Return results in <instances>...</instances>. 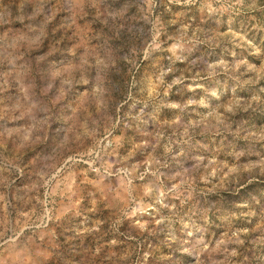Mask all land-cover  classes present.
<instances>
[{"label": "rangeland", "instance_id": "374dc122", "mask_svg": "<svg viewBox=\"0 0 264 264\" xmlns=\"http://www.w3.org/2000/svg\"><path fill=\"white\" fill-rule=\"evenodd\" d=\"M44 9L56 19L42 47L49 59L71 57L83 33L57 22L65 14L57 0H0V30L27 28ZM134 11L138 38L125 49L127 58L106 70L118 90L108 92L111 120L95 136L88 122L95 101L73 95L86 85L56 84L68 105L62 122L68 143L36 161L33 153L52 128L13 119L20 115L18 90L0 91V219L7 217L0 243L23 229L17 264H197L173 242L179 237L184 247L203 250L204 264H264V0L232 8L136 0ZM86 19V12L79 17ZM101 28L87 30L103 44ZM108 35L120 43L115 29ZM106 127L113 142L107 148ZM117 159L139 173L160 160L165 188L178 185L179 195L162 207L144 197L152 177L132 179V200L153 207L130 215L142 205L129 203L118 177L103 167Z\"/></svg>", "mask_w": 264, "mask_h": 264}, {"label": "clouds", "instance_id": "9594fccd", "mask_svg": "<svg viewBox=\"0 0 264 264\" xmlns=\"http://www.w3.org/2000/svg\"><path fill=\"white\" fill-rule=\"evenodd\" d=\"M175 2L179 3L180 0H175ZM186 2H193V0H186ZM213 2L232 8L243 6L245 0H208L209 8H211ZM253 2L255 3V0ZM40 3L43 4L44 0H40ZM57 3L65 13L57 22L83 33L79 43L73 49L71 57L61 56L57 59H49L46 49L42 47L47 24L56 19L54 14L49 15L48 9L43 10L42 19L35 20L34 24L27 26V28L0 30V91H5L8 87L13 86L19 93L15 98V111H18L20 115L12 118L25 120L26 123L31 121L33 128L37 126L43 128L50 126L52 128L45 143L38 151L33 153V159L36 161H39L40 157L49 150H54L58 143L65 147L68 143L66 138L62 140L65 131L62 122L68 115V105L66 102H61L62 98L56 94L54 85H86V88H74L73 95L83 93L85 97H90L95 101V111L88 118V122L93 125V131L90 134L95 136L96 128L111 120V117L107 115L108 102L106 96L109 91L118 90L116 81L109 82L105 79L106 70L117 65L119 61L126 59L125 49L138 38V22L134 11L136 0H57ZM147 3L151 5L152 0H147ZM85 12L87 13V19L80 21L79 17L84 15ZM81 24L84 27H81ZM101 24L105 28L100 29V35L107 37L104 39L103 44L100 40H93V37L97 35L95 32L87 30L93 27L99 28ZM105 29L108 30L107 33ZM112 29H115V35L120 43L110 42L111 36L108 34L111 33ZM93 43L97 47H91ZM178 47L179 45L173 46V54H175ZM66 63L70 67H64ZM224 63V61L220 62L222 65ZM241 63H246V61H241ZM163 75L162 73L161 77ZM179 82V80L174 81V83ZM210 95L216 96L217 93L212 91ZM189 103H194V101H189ZM199 103L204 104L205 101L201 100ZM171 107H180V105L172 104ZM37 115L42 117V121L36 120ZM3 119L4 115L0 113V120ZM117 122L119 121L117 120ZM111 135V130L106 127L104 141H101L102 143L107 142L105 144L106 148L111 147L113 144L112 141L108 140ZM30 142L25 141V143ZM115 151V148H112L111 154H115ZM240 155H243V150L237 153V156ZM162 159L164 157H161ZM154 164L159 167L165 166L160 163V160H154ZM114 166L116 167L115 173L111 171ZM103 167L106 174L118 177L120 188L128 194L129 203L142 205L143 198L140 201L132 200V190L129 185H131L132 179L143 181L146 175L152 177V179L143 187L144 197L152 199L154 204L167 207L168 205L164 201L179 195L178 185L165 188L163 174L160 173L159 167L148 168L139 173L137 167L129 170L125 167V162L120 159H117L115 165L109 164ZM96 171H99V169H96ZM232 171H236V169ZM136 173L138 174L134 175ZM3 202L4 196L0 195V203ZM152 207L153 205L138 206L133 208L129 214L136 215ZM6 224L7 217L5 216L0 219V227ZM140 227L144 229L146 224H140ZM184 228L189 229L187 235L191 236V224L186 223ZM22 233L23 229L14 231L11 237L0 243V264H17L18 261L22 260L25 250L18 248L17 243ZM3 235L4 233L0 232V240L3 239ZM173 242L179 243L182 251L187 252L189 255H195L197 264H204L200 260L203 250L184 247L187 241L179 237ZM232 254L235 255V252ZM213 264H217V262L213 261Z\"/></svg>", "mask_w": 264, "mask_h": 264}]
</instances>
